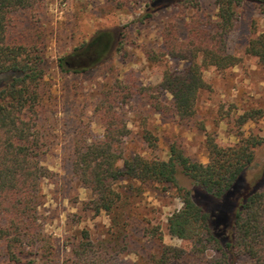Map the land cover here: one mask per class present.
Segmentation results:
<instances>
[{"label":"trees","instance_id":"1","mask_svg":"<svg viewBox=\"0 0 264 264\" xmlns=\"http://www.w3.org/2000/svg\"><path fill=\"white\" fill-rule=\"evenodd\" d=\"M45 1L0 0V77L12 75L0 89V263L44 259L52 248L40 215L43 184L53 177L43 163L48 146L41 127L44 31L18 35L16 26L19 14H37ZM210 1L215 14L203 10V0L147 2L142 21L165 11L177 13L176 19L183 25L168 19L161 33V50L145 48L146 57L155 61L168 56L183 61L185 67L166 71L155 87L117 81L102 92L94 111L102 137L89 130L80 135L73 145L72 170L89 193L82 211L95 216L105 213L112 220V229L117 230H110L102 239L87 228H77L63 264H116L118 256L129 251L130 226L145 237L160 240L157 264L187 259L207 264H264V162L258 161L264 156V136L240 132L235 144L222 146L209 134L205 142L207 163L190 157L179 143L170 146L167 159L128 154L125 149L131 130L120 108L137 93L148 99L156 113L171 117L178 126H189L195 120L200 94L207 88L204 71L224 72L241 63L228 47L229 37L240 22L238 8L249 3L264 15V0ZM253 33L246 55L264 67V30L258 31L254 24ZM119 45L120 50L125 48V39ZM60 67L65 70V60ZM263 118V110H248L240 114L237 124L242 128ZM142 138L148 151L158 149V138L152 131L144 129ZM180 173L208 202L197 200L193 190L180 187ZM152 185L163 193L168 187L177 189L182 207L174 209L161 224L143 228L127 207L131 194L143 193ZM220 217L224 224L218 226ZM166 236L188 242L190 248L165 243Z\"/></svg>","mask_w":264,"mask_h":264},{"label":"rangeland","instance_id":"2","mask_svg":"<svg viewBox=\"0 0 264 264\" xmlns=\"http://www.w3.org/2000/svg\"><path fill=\"white\" fill-rule=\"evenodd\" d=\"M149 0H46L37 14L21 13L17 16V34L44 31L46 76L41 90L43 108L41 117L44 142H48L43 163L53 177L43 184L44 204L40 209L41 223L50 237V255L24 264H63L70 253L72 235L77 228H87L99 238L108 237L112 229L110 216H95L83 212V202L89 193L78 183L72 170L74 142L86 130L97 138L102 137L99 120L94 116L102 92L113 82H136L149 88L159 85L168 70L180 71L185 63L168 56L150 61L144 49L159 52L162 48L161 33L168 21L176 19L177 13L162 11L152 20L142 21L148 10ZM203 10L215 14L210 0H203ZM240 22L229 37L230 53L241 63L224 72L215 69L204 71L207 88L201 92L197 114L189 126H178L171 117L156 113L144 95L137 93L120 111L125 116L131 135L126 139L128 154L140 153L167 159L170 146L179 143L186 153L202 163L208 162L205 150L207 135H215L222 146L233 145L238 134L264 136V118L240 128L237 119L248 110L264 112V67L246 55V48L254 37L253 26L264 30V15L252 4L244 3L238 8ZM175 18V19H174ZM31 31V32H30ZM182 36L184 34L182 33ZM97 38L104 39L105 50L95 61H87L84 51ZM120 50L119 42L124 40ZM62 60L73 63L60 67ZM81 62L85 65L80 66ZM12 75L0 77V89L11 80ZM162 98L166 99V96ZM144 129L158 138V149L151 153L143 143ZM264 162V156L259 157ZM179 185L193 190L197 200L208 202L195 189L192 181L179 174ZM128 210L143 228H152L166 221L174 209L182 207L179 192L168 187L160 192L156 186H148L143 193L131 194ZM224 224L217 220V225ZM129 251L118 256L116 264H157L161 242L145 237L143 232L129 227ZM179 248L189 249L188 242L164 239ZM32 262V263H31ZM247 262L241 261L240 264ZM0 264H10L2 262ZM176 264L195 263L191 259Z\"/></svg>","mask_w":264,"mask_h":264},{"label":"flooded vegetation","instance_id":"3","mask_svg":"<svg viewBox=\"0 0 264 264\" xmlns=\"http://www.w3.org/2000/svg\"><path fill=\"white\" fill-rule=\"evenodd\" d=\"M104 39L101 38H97L96 40H94L89 46L88 48H86V50L84 51V55L87 58V61L85 62H89V61H95L98 60V58L101 57V54L103 53V51L105 50V43H104ZM85 62H81L80 66L85 65ZM66 65H69L70 67H72L73 63H69L67 61H65Z\"/></svg>","mask_w":264,"mask_h":264}]
</instances>
